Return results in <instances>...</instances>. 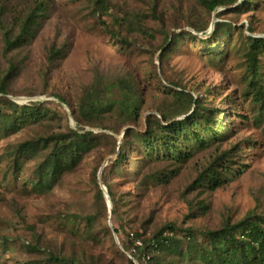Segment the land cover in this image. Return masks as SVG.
Listing matches in <instances>:
<instances>
[{
  "label": "rangeland",
  "instance_id": "374dc122",
  "mask_svg": "<svg viewBox=\"0 0 264 264\" xmlns=\"http://www.w3.org/2000/svg\"><path fill=\"white\" fill-rule=\"evenodd\" d=\"M39 4L33 36L7 51L2 26L18 35ZM217 23L225 25L215 35ZM252 38L264 39V0L213 12L199 0H107L103 11L94 0H0V88L9 91H0V108L9 114V101L41 102L47 110L37 122L0 134V264H45L50 253L89 264H146L145 253L125 248L136 233L152 238L170 223L217 230L251 212L264 216V115L247 87ZM259 64L264 82V53ZM128 76L141 100L136 124L124 126L114 114L105 122L119 133L78 123L73 112L95 80ZM171 89L192 92L214 109L217 126L225 124L222 138L182 162L132 148L115 168L128 128L144 132L162 110L177 111ZM70 130L97 138L72 170L39 192L40 166L57 136ZM215 164L221 186H195ZM96 172L99 186L105 180L116 195L115 215L111 197L107 210L96 200ZM93 214L87 226L84 217Z\"/></svg>",
  "mask_w": 264,
  "mask_h": 264
},
{
  "label": "trees",
  "instance_id": "16d2710c",
  "mask_svg": "<svg viewBox=\"0 0 264 264\" xmlns=\"http://www.w3.org/2000/svg\"><path fill=\"white\" fill-rule=\"evenodd\" d=\"M237 1L199 0L200 4L210 12L221 6L235 4ZM94 2L98 11L107 8V0H94ZM43 9L44 4H39L36 10L22 21L20 32L16 36H13L4 25L2 26L7 51L29 41L40 17L38 12ZM224 25L216 24L217 34L215 35L220 34ZM186 34L191 35V33ZM114 35L118 36L116 33ZM184 36L185 33L176 34L172 47H177V43ZM249 48L251 75L247 80V87L253 96L254 103L260 107L264 115V82L261 79L259 64V55L264 53V39L252 38ZM0 91L4 94L9 92L6 87H1ZM171 91L174 93L177 111L171 113L168 109L162 110V118L154 117L153 123H150L144 132L128 128L129 139H123L121 143L119 157L114 163L115 168L125 162L132 148L135 152H142L146 157L160 158L162 156L182 162L193 154V150L206 148L222 138L221 131L225 124L221 121L217 126L215 118L217 113L214 109L206 107L192 92L184 89L179 91L171 89ZM58 98L69 105L62 97ZM140 102L138 88L131 76L116 79L110 84H104L97 79L86 89L78 105V111L73 112V115L79 124L100 126L119 133V128L106 124L105 121L110 117L108 114H114L124 126L134 125L140 118ZM8 104L12 108L11 113H3L0 108V134L15 130L25 123L37 122L47 116V110L41 102L18 105L9 101ZM181 115L188 117L177 119ZM95 138L97 137L94 132L80 130H70L67 134L58 135L53 149L40 166V178L35 189L39 192L50 190L65 171L73 169L79 152L90 148ZM27 146L30 150L36 148L32 142ZM223 156H226V153ZM223 156L217 158V164L224 158ZM104 176L105 173L103 178ZM163 178L168 181V176ZM222 182V174L215 164L201 174L194 184L214 189L221 186ZM94 183L98 188L96 200L102 210H107L108 199L99 186L97 172L94 174ZM104 185L109 191L113 202L112 214L115 215L118 209L116 195L105 180ZM76 218L79 216H75ZM96 218L94 214L87 215L84 221L87 226H91ZM115 231L119 233L117 228ZM138 240H141L140 244ZM125 248L134 249L136 254L145 253L146 264H264V216L251 212L237 223L228 221L220 229L204 231H197L190 227L179 228L170 223L162 227L152 238H143L138 233L134 234ZM45 264L89 263L50 253Z\"/></svg>",
  "mask_w": 264,
  "mask_h": 264
},
{
  "label": "water",
  "instance_id": "95a60500",
  "mask_svg": "<svg viewBox=\"0 0 264 264\" xmlns=\"http://www.w3.org/2000/svg\"><path fill=\"white\" fill-rule=\"evenodd\" d=\"M101 189L103 190L105 196H106L107 198H109V197H110V195H109V191H108L107 187L104 185L103 182H101ZM108 204H109V207L112 208V202H111V200H108Z\"/></svg>",
  "mask_w": 264,
  "mask_h": 264
}]
</instances>
